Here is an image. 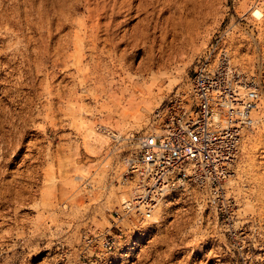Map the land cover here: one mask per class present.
<instances>
[{
	"label": "rangeland",
	"instance_id": "374dc122",
	"mask_svg": "<svg viewBox=\"0 0 264 264\" xmlns=\"http://www.w3.org/2000/svg\"><path fill=\"white\" fill-rule=\"evenodd\" d=\"M122 1L0 0V17L6 16L0 21V120L4 130L24 134L17 154L9 150L13 163L5 168L3 180L15 178L20 195L16 201L10 192L0 200V264H264V44L249 12L251 0L174 2L181 11L193 9L186 19L182 14L177 30L175 43L183 48L167 68L152 73L135 72L138 46L133 56L121 57L123 70L109 71L111 46L103 42L108 30L140 42L143 15L120 24L127 8H120ZM169 4L156 0L148 10L152 27H171ZM112 12L118 15L106 31L104 17ZM93 34L98 41L91 45ZM216 44L256 78L261 93L255 124L242 137L223 194L177 189L149 220H118L130 191L121 182V160L133 149V137L158 125L154 114L173 95L189 98L196 60ZM96 139L106 141L99 145ZM107 239L116 241L111 249L103 246Z\"/></svg>",
	"mask_w": 264,
	"mask_h": 264
},
{
	"label": "built area",
	"instance_id": "2783aa9c",
	"mask_svg": "<svg viewBox=\"0 0 264 264\" xmlns=\"http://www.w3.org/2000/svg\"><path fill=\"white\" fill-rule=\"evenodd\" d=\"M188 95L169 98L154 114L158 125L133 137V149L121 160V182L130 191L118 220H149L158 201L177 189L196 187L212 198L223 194L242 137L253 125L259 84L216 44L197 58ZM115 244L107 239L103 246Z\"/></svg>",
	"mask_w": 264,
	"mask_h": 264
},
{
	"label": "bare ground",
	"instance_id": "6f19581e",
	"mask_svg": "<svg viewBox=\"0 0 264 264\" xmlns=\"http://www.w3.org/2000/svg\"><path fill=\"white\" fill-rule=\"evenodd\" d=\"M51 1V0H50ZM171 0H169V6H171L170 8H174L173 13H175V16L173 17L170 26L168 30H166V26H159V28L156 26L157 23H155V25L152 27L151 26V22H150V15H152L150 12H148V10H152L154 9V4L156 2V0H126V1H122L123 3H120V8L123 6H127V8L124 9V11L126 12L125 16L126 18L123 21H120L121 23H125L127 20H130L133 17H137V13H141V15H143L141 19V32H140V39L138 41H140L139 43L136 42H126L125 39V34L121 35L119 38L116 36L117 34L114 31H109L108 29L111 26V23L114 21V18L116 16V14L118 12H112L109 16H105L104 18H107L110 21L107 22V24L105 25V30L107 31L105 33L106 37L103 38V42L104 44H107L106 42L109 41V45L111 46V52L107 55L110 57V62L108 61L109 65H110V70H116V69H124L123 65L120 61L122 56H133L135 53V47L137 48L140 47L141 48V59L138 62V65L136 67V71L135 72H144V73H152V69L153 68H157V69H165L168 67L169 63H171L172 61H174L177 57V54L180 52V50L183 48L182 44L180 42H176V38L178 36L177 34V30L179 29V26H181V22H182V17H183V13H185L186 15H184V19H186V17L188 15H190L193 12V9H187L186 7H182V11H181V7L179 8V6H175L177 2V0H173L172 2H170ZM261 1V0H260ZM136 2V4H134ZM168 1H166L167 3ZM186 2V1H184ZM192 2H194L192 0ZM30 3V2H29ZM32 3V2H31ZM164 3V2H163ZM179 3V2H178ZM262 3V2H261ZM16 4V3H15ZM23 4V3H22ZM28 4V3H27ZM41 4H43L41 2ZM165 4V3H164ZM250 4L252 6L249 7V12L250 14L254 17V19L256 20L259 30L260 32H258L259 34V41L264 44V0L263 3L260 4V2H258L257 0H251ZM24 5V4H23ZM30 5V4H29ZM183 5V4H182ZM195 5V4H194ZM1 6V5H0ZM30 7V6H29ZM32 7V6H31ZM38 7V6H37ZM167 7V6H166ZM6 8V7H5ZM40 8V7H38ZM124 8V7H123ZM169 8V9H170ZM179 8V9H178ZM4 9V8H3ZM15 9V8H14ZM42 9V7L40 8ZM66 9V8H64ZM164 9V8H163ZM13 10V9H12ZM27 10V8H26ZM43 10V9H42ZM245 10V7H244ZM6 11V10H4ZM120 11V10H119ZM122 11V10H121ZM165 11V10H164ZM246 11V10H245ZM3 12V11H2ZM136 16H132L130 15L131 13H133ZM6 14V13H5ZM4 14V15H5ZM181 14V15H180ZM183 14V15H182ZM7 15V14H6ZM26 15V14H25ZM106 15V14H105ZM118 15V14H117ZM194 16V15H193ZM6 17V16H3ZM2 16L0 17V21H5L6 19L3 18ZM160 17V16H159ZM159 17L156 18V21L160 20ZM16 18V17H15ZM65 18V17H64ZM194 18V17H193ZM5 19V20H4ZM8 19V18H7ZM17 19V18H16ZM19 20V19H18ZM26 20V19H25ZM24 20V21H25ZM193 20V19H191ZM13 21V20H12ZM11 21V22H12ZM16 21V20H15ZM167 22V19L164 20ZM163 21V22H164ZM66 22V21H65ZM170 22V21H169ZM192 22V21H191ZM8 23V22H7ZM15 23V22H14ZM20 23V22H19ZM53 23V22H52ZM162 23V22H161ZM195 23V22H193ZM58 28L57 22L55 23ZM68 24V23H67ZM105 24V23H104ZM118 23H116V25H118ZM140 24V23H139ZM16 25V24H15ZM65 25V24H64ZM21 26V25H20ZM96 26V25H95ZM109 26V28H108ZM118 27V26H117ZM152 27L154 29V31L158 28V35L155 36V32L151 31L149 32V28ZM1 29H5L4 26H1ZM10 29V28H9ZM12 29V28H11ZM95 29V28H94ZM184 29V28H183ZM182 29V30H183ZM187 29V28H186ZM8 30V29H5ZM14 30V29H13ZM9 31V30H8ZM12 31V30H11ZM94 31V30H92ZM188 31V30H187ZM14 32V31H13ZM17 32V31H16ZM95 32V31H94ZM10 33V32H9ZM92 33V32H91ZM2 34V33H1ZM8 34V33H7ZM12 34V33H11ZM16 34V33H14ZM189 34V33H188ZM9 35V34H8ZM7 35V36H8ZM20 35V34H18ZM151 35H154L151 37ZM171 35L172 38L171 40L166 43V36ZM91 36V35H89ZM182 36V35H181ZM4 37V36H3ZM9 37V36H8ZM16 37V36H15ZM92 37V36H91ZM179 37V36H178ZM76 38V36H75ZM190 38V36H189ZM23 39V38H22ZM79 39V38H77ZM76 39V40H77ZM9 40V39H8ZM14 40V39H13ZM12 41V40H11ZM19 41V40H18ZM98 41V37L96 34H93V37L90 38L88 40L89 43H91V45L97 44ZM17 42V41H16ZM126 43V47L121 49L120 52L116 51V54H114V51L117 46H119L122 43ZM10 43H13L10 42ZM141 43V44H140ZM259 43V42H258ZM19 44V42H18ZM129 45V46H128ZM7 47V46H6ZM12 47V46H11ZM15 47V46H14ZM19 47V45H18ZM96 47V46H95ZM4 48V47H3ZM79 48H81V45L79 46ZM94 48V47H93ZM9 49V48H8ZM11 49V48H10ZM14 49V48H12ZM17 49V48H16ZM76 49V48H75ZM95 49V48H94ZM225 49V48H224ZM264 49V47L262 48ZM23 50V49H22ZM77 50V49H76ZM82 50V49H81ZM80 50V53L82 52ZM14 51V50H13ZM17 51V50H16ZM79 51V50H78ZM95 51V50H94ZM113 51V52H112ZM227 51V50H226ZM23 52V51H22ZM228 52V51H227ZM17 53V52H16ZM25 53V52H24ZM79 53V52H77ZM96 53V51H95ZM102 53V52H101ZM264 53V52H263ZM20 54V53H19ZM32 54V53H31ZM11 55V54H10ZM18 55V54H17ZM29 55V54H28ZM229 55V53H228ZM58 56V55H57ZM79 56H82L81 54H79ZM14 57V56H13ZM18 57V56H17ZM230 57V56H229ZM123 58V57H122ZM29 59V58H28ZM10 60V59H9ZM231 60V58H230ZM11 61V60H10ZM3 62V61H2ZM232 62V61H231ZM8 63V62H7ZM14 63V62H13ZM3 65V63H2ZM1 68V67H0ZM13 69V68H12ZM15 69H13L14 71ZM121 70V71H122ZM12 71V72H13ZM11 72V73H12ZM18 72V71H17ZM28 72V71H27ZM113 72V71H111ZM10 74V73H9ZM18 79V78H17ZM20 79V78H19ZM84 79V78H83ZM158 79V78H155ZM17 81V80H16ZM131 86V85H130ZM32 88H33V83H32ZM22 94V93H21ZM123 94V93H122ZM146 97V96H145ZM260 97H261V93H260ZM260 101V99H259ZM259 105V104H258ZM258 107V106H257ZM6 110V109H5ZM255 111V110H254ZM253 111V112H254ZM3 113V112H2ZM9 115V114H8ZM3 116V115H2ZM5 116V115H4ZM14 116V115H13ZM252 118H253V125L255 124V118L254 115L252 113ZM17 117V116H15ZM6 119V118H5ZM15 119V118H14ZM28 119V118H27ZM8 120V119H7ZM2 120H0V200L8 195L10 192L13 194V198H16L17 201V196H19L20 194V187H19V183H17L16 179L13 178L11 181H4V177L6 175L7 170L5 168H7V165L9 163H13V159L8 156V152L9 150H12V155H16L17 154V150L19 149L20 146V139L23 138L24 134L20 133L19 136H15L13 135L14 133H16L17 131L13 128V130H10L9 132L7 130H4L1 124ZM14 122V121H13ZM10 123V122H9ZM8 124V123H6ZM252 125V127H253ZM7 126V125H6ZM8 127V126H7ZM252 127H250L249 129H251ZM5 128V127H4ZM6 129V128H5ZM99 129V127H98ZM248 129V130H249ZM103 130V132L105 133L104 136L105 137H109V138H113V139H119V133L113 131L112 129H106V128H100V131ZM13 137H17L18 141L17 142H13ZM105 138V139H107ZM243 140V139H242ZM99 139H96V143L99 144ZM104 141H100L101 143L105 142ZM101 145V144H99ZM8 157V158H7ZM13 157V156H12ZM6 170V172H5ZM8 173V172H7ZM23 184V183H22ZM30 186V185H29ZM13 187H17L18 189L15 190L14 192ZM31 188V187H30ZM4 199V198H3ZM2 199V201H4ZM163 199V198H162ZM162 199L158 201L157 206L159 207L162 204ZM124 201V197H122V202ZM18 205V204H17ZM158 209V208H157ZM157 210L154 209L152 215L157 214L156 213ZM151 215V216H152ZM15 216V215H14ZM7 237V236H6ZM164 254V253H163ZM174 252H170L168 254H164L163 257L166 260H169V258H172L171 256H173ZM207 259V258H206ZM201 264V263H200ZM220 264V263H219Z\"/></svg>",
	"mask_w": 264,
	"mask_h": 264
}]
</instances>
